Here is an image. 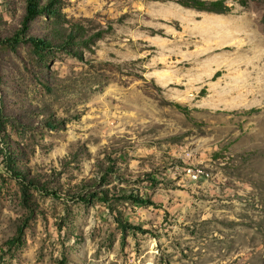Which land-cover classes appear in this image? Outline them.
<instances>
[{
	"label": "rangeland",
	"instance_id": "obj_1",
	"mask_svg": "<svg viewBox=\"0 0 264 264\" xmlns=\"http://www.w3.org/2000/svg\"><path fill=\"white\" fill-rule=\"evenodd\" d=\"M225 2L61 0L103 30L64 51L0 0V264H264V0Z\"/></svg>",
	"mask_w": 264,
	"mask_h": 264
},
{
	"label": "trees",
	"instance_id": "obj_2",
	"mask_svg": "<svg viewBox=\"0 0 264 264\" xmlns=\"http://www.w3.org/2000/svg\"><path fill=\"white\" fill-rule=\"evenodd\" d=\"M163 1V0H162ZM183 7L214 13L227 12L230 6L225 0H172ZM245 5L247 0H236ZM44 17L50 25V33L44 35L25 33L31 20ZM103 30L97 28L91 32L79 22L68 21L61 11V0H23V12L19 19V26L14 33L6 38L10 43L16 41L28 42L36 50L60 49L70 51L75 46H87L94 38L100 37ZM54 195L53 192H51ZM81 199V198H80Z\"/></svg>",
	"mask_w": 264,
	"mask_h": 264
},
{
	"label": "built area",
	"instance_id": "obj_3",
	"mask_svg": "<svg viewBox=\"0 0 264 264\" xmlns=\"http://www.w3.org/2000/svg\"><path fill=\"white\" fill-rule=\"evenodd\" d=\"M195 171H196V172H195ZM195 171H192V173H191V176H192L193 178L196 177V175H197L199 169H196Z\"/></svg>",
	"mask_w": 264,
	"mask_h": 264
}]
</instances>
